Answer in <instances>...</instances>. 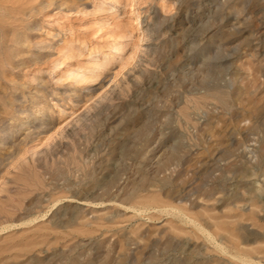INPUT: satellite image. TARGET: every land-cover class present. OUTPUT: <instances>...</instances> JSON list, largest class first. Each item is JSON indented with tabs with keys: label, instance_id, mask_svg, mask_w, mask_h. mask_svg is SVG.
<instances>
[{
	"label": "rangeland",
	"instance_id": "obj_1",
	"mask_svg": "<svg viewBox=\"0 0 264 264\" xmlns=\"http://www.w3.org/2000/svg\"><path fill=\"white\" fill-rule=\"evenodd\" d=\"M0 264H264V0H0Z\"/></svg>",
	"mask_w": 264,
	"mask_h": 264
},
{
	"label": "bare ground",
	"instance_id": "obj_2",
	"mask_svg": "<svg viewBox=\"0 0 264 264\" xmlns=\"http://www.w3.org/2000/svg\"><path fill=\"white\" fill-rule=\"evenodd\" d=\"M143 137V135L142 134H138L137 135V139H146V138H142ZM138 153V152H137ZM131 158V157H130ZM172 160H171V158H169L168 159V161H167V163H170ZM165 165H163L161 168H163ZM144 185H151L150 184V182L148 181V179H147V181L145 182V184ZM143 185V186H144ZM93 190V189H92ZM91 190V191H92ZM138 191H142V189L140 188V189H138ZM138 191H136V192H132L131 194H129L127 197H126V202H127V204H129L130 206H134L133 205V203H134V199L137 197V193H138ZM93 192V191H92ZM117 199V198H116ZM81 200H83V198H81ZM85 201V200H84ZM112 201H114V200H112ZM125 202V201H124ZM123 204V203H122ZM126 205V204H125ZM134 208V207H133ZM81 216V215H80ZM81 218V217H80ZM193 224H194V226L198 229V230H200V231H202L203 233H205V231H203V229H201V227L196 223V222H193ZM207 237H209L210 239H212L209 235H207Z\"/></svg>",
	"mask_w": 264,
	"mask_h": 264
}]
</instances>
